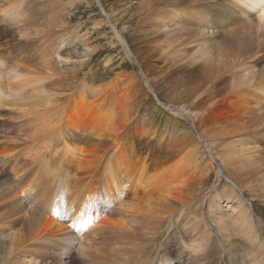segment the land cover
Returning a JSON list of instances; mask_svg holds the SVG:
<instances>
[{
	"label": "rangeland",
	"instance_id": "1",
	"mask_svg": "<svg viewBox=\"0 0 264 264\" xmlns=\"http://www.w3.org/2000/svg\"><path fill=\"white\" fill-rule=\"evenodd\" d=\"M15 1L0 0V27L7 29L0 31V191L14 185L12 165H25L33 174L21 187L29 203L25 209L36 213L40 223L47 215L68 223L71 213H65L67 208H77L87 188L91 191L97 187L102 194L99 186L105 178L112 184L110 187L122 188V182L128 180L126 176L132 177L131 168L136 174L143 162L149 174L165 170L173 182L171 195L179 204L193 201L198 206L210 191L220 197L231 182L235 183L238 176L231 175L230 168L224 171V159L211 156L206 145L208 141L219 148L229 136L233 141L237 137L248 138L250 130L264 131V94L256 90L264 88V83L238 85V78L245 76L264 79V50L256 54L252 44L254 51L244 55V66L224 78L217 65L240 58L241 48L234 44L225 46L227 37L221 34L209 42L213 46L216 43L217 51L224 50L226 56L220 53V57L210 60L201 54L210 52L207 44L187 40L186 35L185 44L181 45L182 40L173 42V34H164L165 29L159 26L162 17L169 16L166 29L178 27L173 12L158 19V32L162 34H153L157 24H140L137 12L152 4L163 15L164 7L158 0H26L31 5L22 3L23 11L18 15L12 10ZM30 10L36 12L31 14ZM108 12L117 16L115 24L123 34L115 33ZM52 22L53 26L48 27ZM208 36L213 38V34ZM250 85L255 89L247 87ZM257 94L261 95V102L257 101ZM42 118L44 123H40ZM98 119L103 121L102 127H93ZM69 125L77 130H66ZM100 128L105 135L98 138L100 131L96 130ZM238 129L237 134L234 131ZM30 134L35 136L39 148L48 147H44L45 158L41 162L23 155L32 143L26 140ZM229 140L225 142L232 147ZM247 143L249 148L254 147ZM242 149L234 153L235 158L244 156ZM42 163L44 166H40ZM47 187L53 189L54 196H44ZM236 188L241 193L240 187ZM244 196L249 206L258 205L255 218L264 229L263 197L251 198L247 193ZM122 201L110 205L103 199L99 211L109 208L111 212L106 211L105 215H110L113 222L137 216ZM201 205L207 211L206 205ZM54 207L60 211L58 214L52 210ZM142 220L144 217L134 225L135 231L123 238L124 254L119 257L124 264H145L143 257L150 251L157 256L153 264H166L172 258L174 243L179 241V248L183 246L185 221L173 225L178 235L175 242L169 229H157L159 239L149 243L151 233L147 227H156ZM144 227L145 237L141 233ZM236 234L231 230L225 241L220 233L216 235L226 242L225 255L220 262V249H213L211 242L207 264H242V240ZM86 236L73 230L40 250L32 249L27 253L30 257L26 255L23 260L28 264L36 255L46 259L45 264H66L70 257L79 258L78 250L91 260L95 257L91 251L95 241ZM103 248L104 244L97 248L100 251L96 264H115L116 258ZM179 263L183 264L173 259L171 264Z\"/></svg>",
	"mask_w": 264,
	"mask_h": 264
},
{
	"label": "bare ground",
	"instance_id": "2",
	"mask_svg": "<svg viewBox=\"0 0 264 264\" xmlns=\"http://www.w3.org/2000/svg\"><path fill=\"white\" fill-rule=\"evenodd\" d=\"M158 1L160 4H162V7H164V13H162L163 15L160 14L161 9L156 11L152 4H147L149 6L144 7L140 13L137 12L140 24H151L152 27H155L157 24L156 30L152 31L153 34H162L161 32H158L160 31L159 26H161L163 29H165L164 34H173L171 37L173 42L182 40L181 45H183V38L186 35L187 40H194L193 42L198 41L201 42L202 45L207 44L211 47H209V49H211L210 52L207 51L206 53L201 54L210 60L215 58L220 53L221 56H226L224 50L217 51V47L215 46L216 43H214V46L210 45V42L219 37L221 34H223V36L226 34L225 37L227 38L225 39V46L232 47L234 44L238 48H241L242 53L240 58L244 59L241 60L238 58L234 61L226 60L222 62L223 65H217V70L222 71L224 76H226L224 78H227L231 73H233L234 69H237L241 65L244 66L246 61L244 55L253 53L254 46L256 49V54H259L262 52V50H264V0ZM22 3L31 5V3L26 2V0H16L12 9L16 11V15H18L20 11H23ZM34 11H31L30 13L32 14ZM168 12L174 13V16H176L175 19H177L175 20V25L178 23V27L174 29H166L167 25L169 24H166V21L170 18L168 15L167 16L169 18L166 16L162 17L164 19H162V22L159 23L158 26V19H160L161 16H164V14H168ZM25 13L28 12L25 11ZM108 16L111 20V23L113 24L115 33H122L120 30H118V25L115 24V21L118 22L117 16L111 13H109ZM32 24H30L31 27ZM52 24H54V22H52L50 25L48 24V27H50ZM100 25L102 24L100 23ZM104 25L106 26L105 20ZM5 29L0 27V31L3 30L6 32L7 29ZM45 32L47 33V30ZM19 33H21V31H19ZM209 34H213V38H209ZM247 34H249V37ZM252 44L254 46H252ZM218 47L223 46L220 45ZM218 57L220 56H217V58ZM200 59L203 58L200 57ZM227 74L229 75L227 76ZM209 76H211V74H209ZM216 76L218 75L216 74ZM16 78H18V76ZM238 80V85L257 84L259 86L264 83V79L258 81L257 79L251 78L249 76H245L243 79L238 78ZM247 87L251 88V85ZM254 89L255 88H251V90ZM256 90L259 93L263 92L264 94L263 87H259ZM260 96V94L256 95L258 102H261ZM48 115H50V113ZM44 116L46 115L44 114ZM101 119L103 120L105 118L102 117ZM101 119H98V123H94L93 127H102L103 121ZM40 123H44L43 118L40 119ZM68 129L73 131V129L76 128L73 125H69L66 127V130ZM96 131H100L99 134L96 133L99 135L98 138H101L105 135L103 128H100V130ZM234 132L239 133L240 131L238 129ZM247 132L248 138H241L242 140L237 137L235 140L230 141V136L226 135L229 136L227 139L229 140V144L232 142V147L227 145L225 142L227 139L222 141V146H219V148H215V144H211L207 141L206 147L211 153V156L219 155L218 158L224 159L222 160L224 171H228L230 168V174L232 175V173H234L236 176H238L235 178V183L231 182L224 192L220 194V197L214 191H210L204 195V197L201 199L203 200V203L201 200L200 203L206 205L207 211L203 210V207L205 206H202L201 204L197 206L196 203H193V201H189L186 204H179L175 202L173 196L171 195V192L173 191V182L165 174V170L158 172L157 174H149L147 171L148 169H146V166H144L145 162H143L140 163L143 166L139 165L141 169L138 170L136 174L131 168V173L133 172L132 177L130 178V176H126L128 180L122 182L124 185L122 188L110 187L112 184L107 182L106 178L103 180V182L106 180L104 183L102 182V178H99V183L102 182L99 186L100 189H103L102 194L97 191V187L91 191H87V188L82 196V202L78 204V207L75 208L73 206H69L70 208H67V211L65 212L71 213V216L69 217L70 222H68L71 223V227L67 226L69 225L67 222L59 221L58 219L51 217V215H47L45 221L40 223L41 218L37 216L36 213H30L25 209V206H29V203H27V199L23 197L21 192L22 185L25 184L27 180H30L33 174H30L26 170L25 165L19 166L17 163H15L11 168L14 185L0 191V264H27V262L23 259L26 258V255H28L27 257H30V255L27 254L29 251L32 249L40 250V248L48 245L51 242L53 243V241L58 240L61 236L63 237V235H69L73 230H77L79 233L85 234L87 235L86 237L95 241V244L91 250L93 251V255L95 257L91 260H87L80 254L81 252L78 250V259L80 260L72 259V257H70L71 259H69L66 264H96L98 260V253L100 251L97 248L102 244H104L103 250L106 251L110 256L116 258L115 264H124L122 258L119 257V254H121V256L124 254V245H122L124 242L123 238L127 237L130 231H135L134 225L137 224L140 217H144V220L142 221H148V225H154L156 227H147L148 231L151 233L149 243H151V240L153 243H155V241L159 239V233L157 229L160 232L165 229H169L168 233L170 232L169 235L171 233L173 234L171 236L172 240L174 241L178 235L175 233V230H173V225H176L180 220L185 221V230L182 232L183 235L186 236L184 241L185 243L182 241L183 246L180 248L178 243L179 241L174 243L170 250L172 253V258L167 259V262H165L166 264H171L173 259L178 260L183 264H207V261L209 262V254H211V252L208 251L211 242L213 244V249L215 246L219 247L220 250L218 252L220 253V262H222L225 255L226 242L219 240L216 235L220 233L222 235V240L224 239L225 241L228 239L229 232L231 230H234V232L237 233L236 236H240L242 240L241 246L243 247L239 249L241 252H239V254H241L240 256L242 264H264V229H262L261 223L258 222L259 220L255 218L256 213L259 211L258 205L251 204L250 208L245 199L246 197L244 196L245 193H247L251 198L263 197L264 199V186H262V183H264V131L262 130V132H260L258 130H250ZM70 136L73 135L71 134ZM34 137L35 136L33 134H30L26 137V140L32 141V143L30 147H26V150L24 149L23 155L32 157L34 161L41 162L45 158L43 155L45 152L44 149L46 147L45 145H41L39 148V143L35 141ZM217 138L219 139V137ZM247 142L251 143L254 147L249 148ZM137 145H139L138 142ZM240 149H242V152L245 153L244 156L242 155L241 158H235L234 153ZM68 150L69 148L66 147V153L69 152ZM41 153L42 157L39 156ZM231 153H233V155H230ZM165 156L162 157V159L165 158ZM25 164L27 166L29 165L28 163ZM40 166H44V164L42 163ZM31 180H33V177ZM63 180L66 181L64 176ZM236 185L240 187L241 193L236 192ZM38 188L40 187L38 186ZM41 189H43V187ZM44 190V196H46V198H49L51 193L54 192L51 187L44 188ZM60 192L61 191L58 189L57 193ZM103 199H106L110 205H114L117 201L121 202L124 200V203L129 206L130 210H132L131 214L137 216H132L129 220L122 219L121 221L119 220L118 222H113L110 215L107 217L105 215L106 211L111 212L108 210L109 208L99 211ZM224 203L225 206L222 205ZM52 210H54L55 214L60 212L56 207H54ZM124 216L127 217L126 215H123V217ZM165 221H167V223ZM70 228L72 230H70ZM141 233L145 237L146 227L141 229ZM181 239L182 238H180V240ZM150 255L151 253L148 251L143 257L145 264H153V260L157 258L156 255ZM45 262L46 259L43 257L41 258V256L37 257L35 255L33 260H30L28 264H45Z\"/></svg>",
	"mask_w": 264,
	"mask_h": 264
}]
</instances>
